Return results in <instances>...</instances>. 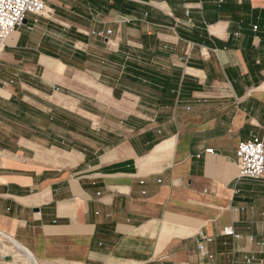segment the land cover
<instances>
[{"label":"crops","instance_id":"1","mask_svg":"<svg viewBox=\"0 0 264 264\" xmlns=\"http://www.w3.org/2000/svg\"><path fill=\"white\" fill-rule=\"evenodd\" d=\"M259 1L28 14L0 46V236L30 264H264V177L237 160L264 140Z\"/></svg>","mask_w":264,"mask_h":264},{"label":"built area","instance_id":"2","mask_svg":"<svg viewBox=\"0 0 264 264\" xmlns=\"http://www.w3.org/2000/svg\"><path fill=\"white\" fill-rule=\"evenodd\" d=\"M46 10L45 0H0V46L8 36L20 27L28 14L42 15ZM257 28V27H255ZM111 33L97 32L99 37H106ZM213 152V150H208ZM237 160L239 167V177L242 179L259 180L264 177V140L257 135L244 142H241L237 149ZM223 236L232 237L236 240L241 236L232 226L223 229ZM202 235L198 247L206 254ZM251 240L253 238L251 237ZM225 244H227L225 242ZM256 256L248 254L244 256L245 264H252L256 261Z\"/></svg>","mask_w":264,"mask_h":264},{"label":"bare ground","instance_id":"3","mask_svg":"<svg viewBox=\"0 0 264 264\" xmlns=\"http://www.w3.org/2000/svg\"><path fill=\"white\" fill-rule=\"evenodd\" d=\"M263 2L264 1H259L260 4H262ZM8 256L12 258L13 263L30 264L29 254L27 252H23L18 245L10 247L4 243L0 244V263L6 261Z\"/></svg>","mask_w":264,"mask_h":264},{"label":"rangeland","instance_id":"4","mask_svg":"<svg viewBox=\"0 0 264 264\" xmlns=\"http://www.w3.org/2000/svg\"><path fill=\"white\" fill-rule=\"evenodd\" d=\"M2 243L7 244V245L10 246V247L16 245V243H15L11 238L6 239V238L0 236V244H2ZM5 249H6V248H5ZM7 249H8V248H7ZM20 249H21V248H20ZM22 251L25 252L24 250H22ZM2 263L17 264V263H13V262H12V258L9 257V256L7 257L6 261H4V262H2ZM2 263H1V264H2Z\"/></svg>","mask_w":264,"mask_h":264}]
</instances>
